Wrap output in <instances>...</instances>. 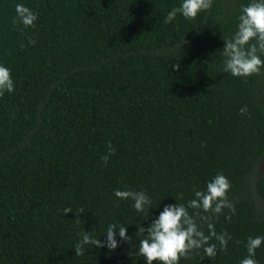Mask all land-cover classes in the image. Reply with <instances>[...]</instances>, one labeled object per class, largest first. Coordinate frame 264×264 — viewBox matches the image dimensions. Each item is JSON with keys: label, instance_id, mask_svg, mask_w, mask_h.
<instances>
[{"label": "trees", "instance_id": "trees-1", "mask_svg": "<svg viewBox=\"0 0 264 264\" xmlns=\"http://www.w3.org/2000/svg\"><path fill=\"white\" fill-rule=\"evenodd\" d=\"M249 2L213 0L166 24L182 0H0V65L15 85L0 97V264H146L134 255L140 226L218 173L235 213L201 215L232 239L215 258L199 249L180 264H240L248 237L264 236V68L233 76L222 53ZM17 4L38 14L35 27L13 25ZM115 190L144 191L149 217ZM111 223L131 241L117 228L115 250L75 255L84 231L103 242ZM255 259L264 264V243Z\"/></svg>", "mask_w": 264, "mask_h": 264}, {"label": "clouds", "instance_id": "clouds-1", "mask_svg": "<svg viewBox=\"0 0 264 264\" xmlns=\"http://www.w3.org/2000/svg\"><path fill=\"white\" fill-rule=\"evenodd\" d=\"M213 0H182L179 7L172 8L164 23H171L176 19L177 14L185 19H195L201 12L212 7ZM16 17L13 18V25L22 24L25 28L35 27L38 14L23 4L15 6ZM223 47V68L222 71L231 73L236 77H248L260 74L264 68V0H250L246 6H241V14L237 30L230 39H224ZM35 45L36 40H29ZM181 42H186L182 41ZM24 45L21 44V48ZM181 47L179 45L178 51ZM173 70L179 68V64H174ZM15 90L11 70L0 65V97L5 92L11 93ZM248 112L247 107L239 110L241 115ZM107 154L101 156V160L107 165L110 156L115 154V149L111 142L107 145ZM231 183L223 174L218 173L207 183L206 190H195L193 199L185 204H168L159 213L158 217L152 220L150 226L145 229L140 226L139 231L145 234V238L139 240L138 251L134 255L143 257L146 264H180L181 258L188 259L190 254L199 249H203L204 255L211 259L215 258L217 252L227 250L228 241L232 239L229 233H217L214 224L211 223L212 216L201 215L211 213L220 214L224 209H228L231 214L235 213L234 204L228 199V191ZM115 197L118 199L134 201L133 207L138 213H144L149 217V209L152 208V201L144 191L115 190ZM183 199V194L179 197ZM189 209H193L191 214ZM75 212L84 213L83 208L73 211L67 207L63 209V214ZM231 220V215L225 217ZM198 220L201 223H198ZM206 224L208 234L203 231L202 225ZM118 236L124 242H130L131 237L127 235V227L123 224L111 223L106 230V240L101 241L95 238L89 231H84L81 239L75 244V255L84 254L85 246L91 245L96 248L107 247L109 251L115 250L119 245L116 239ZM215 241L219 244L212 243ZM239 243V241H237ZM264 243V236L248 237L247 256L241 259L240 264H258L255 259L256 249ZM130 254H133L130 252ZM198 254V252H197Z\"/></svg>", "mask_w": 264, "mask_h": 264}, {"label": "rangeland", "instance_id": "rangeland-1", "mask_svg": "<svg viewBox=\"0 0 264 264\" xmlns=\"http://www.w3.org/2000/svg\"><path fill=\"white\" fill-rule=\"evenodd\" d=\"M227 1H229V0H227ZM256 170L258 172L264 173V156L260 159ZM259 205L261 206L260 209L264 211V206L262 204H259Z\"/></svg>", "mask_w": 264, "mask_h": 264}]
</instances>
